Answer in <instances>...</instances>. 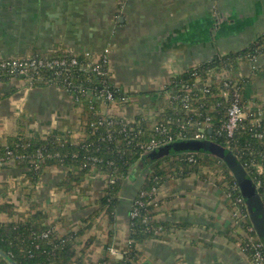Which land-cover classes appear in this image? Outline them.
Masks as SVG:
<instances>
[{"label": "crops", "instance_id": "1", "mask_svg": "<svg viewBox=\"0 0 264 264\" xmlns=\"http://www.w3.org/2000/svg\"><path fill=\"white\" fill-rule=\"evenodd\" d=\"M263 34L264 0H0L1 58L20 57L36 47L44 53L63 48L97 59L109 49L111 83L129 99L102 105L101 113L125 120H133L145 107L164 106L165 93L156 96L171 78L215 56L238 52ZM228 76L245 84V111L264 118V53L254 61L238 59ZM227 78L223 73L210 79L217 86ZM81 112L56 85L30 87L16 77L0 81V145L21 127L28 137L56 133L77 141ZM71 170L46 167L32 200L49 214L47 224L59 220V235L82 231L74 245L82 264H99L107 256L112 262L122 259L129 242V213L144 171H130L114 223L100 215L86 224L108 178L96 171L68 192L59 184ZM218 181L215 171L202 168L164 182L156 193L153 221L167 229L139 244L140 264H252L239 245L243 232L232 222ZM31 187L22 164L13 161L0 169V203L25 213ZM0 219L11 220L6 215Z\"/></svg>", "mask_w": 264, "mask_h": 264}, {"label": "trees", "instance_id": "2", "mask_svg": "<svg viewBox=\"0 0 264 264\" xmlns=\"http://www.w3.org/2000/svg\"><path fill=\"white\" fill-rule=\"evenodd\" d=\"M262 53L264 34L238 52L215 56L171 78L166 89L172 86L182 88L192 83L195 78L204 80L212 70L216 72L222 69L231 70L238 59L248 58L254 61ZM74 58L78 64L65 70L55 67L30 68L26 77L0 69L2 82L16 77L29 79L27 85L30 87L42 84L56 85L68 92L75 104L82 109V136L77 141L70 136L59 137L56 133L46 137H28L21 127L18 135L9 137L5 145H0V159H4L0 169L13 161L23 163L22 166L26 168L32 182L31 191L25 195V200L28 201L25 213H19L17 207L11 203H0V216L6 215L11 219L10 221L0 219V264H82V260L76 258L74 247L76 238L82 231L59 235L56 230L59 220L47 224L49 214L39 209L38 204L32 200L39 179L49 166L73 168L59 184L68 192L92 177L96 171L112 178V182L108 179L106 189L97 200L96 210L84 221L86 224H92L100 215L107 217L109 223H114L118 198L125 180H129L130 171L138 169L137 166L145 168L142 169L145 174L144 183L132 201L130 209V213L136 210L137 214L131 216L129 213V242L123 258L112 262L107 256L99 264H140L142 252L139 244L159 237L158 229L161 232L167 229L166 225L153 221L159 202L156 200V194H152V190L158 191L171 177H188L198 173L202 168H208L215 171L219 177L218 186L222 191L231 193L233 198L240 197L237 184L227 165L206 152L172 151L169 156L158 160L142 159L147 145L152 141L162 142L168 135L174 136L181 132L188 141L193 140L197 127L188 126L189 119L203 122L206 117L211 118L212 128L206 131V136L213 142L225 145L245 167L253 181L256 184L262 183L258 189L264 203V122L262 121L260 125L255 124L254 120L259 117L258 114L255 111H245L247 115L240 122L231 141L228 142L224 133L218 134L226 120L230 104V101L222 98L219 92L229 90L231 98L232 89L213 86L211 94L197 93L191 97L190 108L194 110L201 105L199 112L186 114L182 103L176 99L163 102L164 112L155 122L138 115L133 120L113 117L100 123L103 119L101 107L109 104L103 100L105 92L112 94L114 102L126 103L129 99L128 94L111 83L109 62L105 67V74L96 76L79 70L82 64L88 62L86 56L65 51L63 48H54L44 53L36 47H31L26 54L18 57L21 61L33 59L43 62L53 60L70 62ZM234 79L231 78L230 83L236 80ZM166 89L161 93L164 94ZM240 94V104L244 106L243 90ZM196 98H200L199 101H195ZM41 157L44 159L41 160ZM143 192L147 195L142 196ZM243 208L247 217L246 222L241 223V230L243 234L247 233L252 237L253 241L249 242L247 239L241 246L249 261L253 263L257 250L254 245L259 244L264 255V238L258 236L245 204ZM249 228L251 232H248ZM47 232L49 236L43 238L42 235Z\"/></svg>", "mask_w": 264, "mask_h": 264}, {"label": "built area", "instance_id": "3", "mask_svg": "<svg viewBox=\"0 0 264 264\" xmlns=\"http://www.w3.org/2000/svg\"><path fill=\"white\" fill-rule=\"evenodd\" d=\"M108 55H109V50H105L100 55V57H98L97 59L92 58V63L97 66L96 68L93 69V73L96 76H102L105 74V72L102 71V69H105L107 63L109 62ZM1 59L2 60L0 61V69L9 70L11 73L18 74L23 77H26L28 75L30 68H38V67L54 68L55 67L58 69L65 70L69 66L78 64V61L75 58L72 59L70 62H67L65 60H53V61L43 62V61H37L33 59L26 60V61H21L18 58H12V59L1 58ZM101 72H103V74ZM229 72L231 73L230 70L224 71L226 77L229 75ZM222 74L223 73L214 72L213 74H209V76L204 80H201L200 78H195L192 83L186 84L182 86V88L177 87V86H172L169 91L166 90L165 98L166 100H169V101L179 99L180 103H182V107L186 114L195 113L196 110L195 109L192 110L189 106L191 97L196 95L197 92H200L204 95L211 94V88L213 87V84L210 78H213L216 80ZM27 80L28 82L30 81L29 79ZM224 84H225L224 88L226 89L229 88L230 90L232 89L231 90L232 96L230 98L229 90H222L220 92L221 97L224 98L225 100L230 101V104H229V107L227 108L226 120L221 125L220 130L218 131V134L224 133L229 142L233 138L235 131L240 125V122L243 119H245L247 115V113L245 112L244 106L240 104V98H241L240 91L244 89L245 84L240 80H235L232 82V84H229V83H224ZM196 99L198 100V98ZM104 100L108 101L109 103L114 102L112 94L108 91L105 92ZM104 121H107L105 115H103V119L101 120L100 123H103ZM155 121L156 120L152 122H155ZM188 124H189L188 126L190 127H197V132L193 140H197V141L209 140V138L206 136V131L212 128L211 118L207 117L205 118L203 122L191 120ZM185 140H188V139L181 132L177 133L174 136L168 135L167 138L164 139V141L162 142L152 141L151 144L146 146L145 148L146 150L144 154L152 151L153 149L159 146H163L168 143H173L177 141H185ZM43 159L44 158H42L41 160ZM256 185L259 188L262 185V183L259 182ZM156 193H157V189H153L152 194H156ZM146 195H147L146 192L142 193V196H146ZM224 198L229 203L233 224L236 227L241 228V223H245L246 217H247V213L245 212V209L243 208V205L245 204L243 197L240 196V197L233 198L231 193L224 192ZM136 214H137L136 210L130 213L131 216H135ZM49 232L43 234L42 237L47 238L49 236ZM248 232H251V228H249ZM247 239H249V242L253 241L252 237H249L247 233H244L242 236V239L239 242V245L241 246ZM254 246L257 250L255 249L256 251L254 253L252 264H264V255L260 250V245L256 244ZM241 249H242V246H241Z\"/></svg>", "mask_w": 264, "mask_h": 264}, {"label": "water", "instance_id": "4", "mask_svg": "<svg viewBox=\"0 0 264 264\" xmlns=\"http://www.w3.org/2000/svg\"><path fill=\"white\" fill-rule=\"evenodd\" d=\"M172 151L183 153L206 152L222 160L229 168L237 184L258 236L264 238V203L261 194L256 183L249 176L245 167L238 162L237 157L232 151H228L225 145L211 140H185L159 146L143 154L142 159L158 160L169 156ZM137 167L145 169L142 166Z\"/></svg>", "mask_w": 264, "mask_h": 264}, {"label": "rangeland", "instance_id": "5", "mask_svg": "<svg viewBox=\"0 0 264 264\" xmlns=\"http://www.w3.org/2000/svg\"><path fill=\"white\" fill-rule=\"evenodd\" d=\"M105 50H109V49H105ZM104 50V51H105ZM86 57H87V60H88V62L86 63V64H82L80 67H79V70L81 71V72H88V73H90V74H92L93 73V69L94 68H96L97 66L95 65V64H93L92 63V57H91V55L89 54V55H86ZM100 57V56H99ZM16 58H18V57H16ZM95 58V57H94ZM98 58V57H97ZM108 58H109V55H108ZM11 59V58H10ZM100 59V58H99ZM98 59V60H99ZM84 67H85V69H84ZM226 69H222V70H219L218 72L219 73H224V71H225ZM102 71H104V72H106V70L105 69H102ZM231 71V70H230ZM214 72H216V71H214V70H212V71H210V73L209 74H213ZM102 74H103V72H101ZM94 74V73H93ZM230 74V73H229ZM103 76V75H102ZM176 77V76H175ZM228 77V76H227ZM230 77V76H229ZM227 78L226 80H221V81H219L218 83H217V87H219L220 89H222L223 87H225V84L224 83H229V84H232V83H230V80H231V78ZM25 81V80H24ZM26 83H28V80H26L25 81ZM168 87V84H166L165 85V87L162 89V91H164L166 88ZM117 89H119L120 91H121V89L120 88H117ZM167 91H169L170 90V88L169 89H166ZM221 92V91H220ZM219 92V93H220ZM124 93V92H123ZM197 93H200V92H197ZM196 93V94H197ZM220 95V94H219ZM221 96V95H220ZM157 97H159V98H161V97H163V94L162 93H160L159 94V96H156V98ZM105 99V96H104V98H103V100ZM166 99V98H165ZM199 99L200 98H198V100L196 99L195 101H199ZM101 101V99H99V102ZM165 101H169V100H165ZM201 106V105H200ZM200 106H198L195 110L197 111V112H199V109H200ZM164 109H165V106H161L159 109H156V107H154V106H148L147 108L145 107V109H143L142 110V112L139 114V116L141 115V116H144L148 121H150V122H152V121H154V120H158V118H159V116L164 112ZM248 112V111H247ZM246 112V113H247ZM103 115H105V117H106V119L107 120H109V119H111V118H113V116L112 115H108V114H106V113H103ZM137 117V116H136ZM207 118V117H206ZM192 119H189V121H188V123L191 121ZM264 122V118H261L260 116L256 119V120H254V123L255 124H258V125H260L261 124V122ZM199 122V121H198ZM189 125V124H188ZM159 128V127H158ZM9 155L11 154V152H9L8 153ZM49 157H51V156H49ZM4 161V159H0V164L2 163ZM22 163V162H21ZM23 164V163H22ZM108 179H110V181L112 182V178H109V176L107 177ZM158 231L159 232H161L159 229H158ZM113 250V249H112ZM111 250V251H112ZM122 255H123V253H122ZM122 255H120V257L122 256Z\"/></svg>", "mask_w": 264, "mask_h": 264}]
</instances>
